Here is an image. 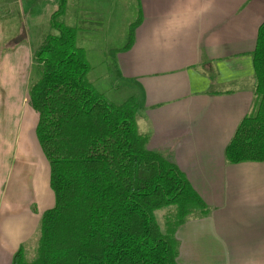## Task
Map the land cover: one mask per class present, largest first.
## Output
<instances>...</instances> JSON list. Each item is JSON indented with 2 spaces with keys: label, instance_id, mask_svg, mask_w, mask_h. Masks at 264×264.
Masks as SVG:
<instances>
[{
  "label": "crops",
  "instance_id": "obj_1",
  "mask_svg": "<svg viewBox=\"0 0 264 264\" xmlns=\"http://www.w3.org/2000/svg\"><path fill=\"white\" fill-rule=\"evenodd\" d=\"M138 2L139 21L124 49L107 47L119 0H67L61 21L77 29L90 59L98 39L93 12L102 13V73L92 81L112 102L120 98V82L127 84L122 100L138 98L148 150L178 166L210 208L179 226L176 264H264V162L230 163L225 156L252 109L264 0ZM59 3L0 0V264L25 250L56 203L49 162L34 144L37 114L28 88L32 36L48 26ZM24 31L26 40L1 52Z\"/></svg>",
  "mask_w": 264,
  "mask_h": 264
},
{
  "label": "trees",
  "instance_id": "obj_2",
  "mask_svg": "<svg viewBox=\"0 0 264 264\" xmlns=\"http://www.w3.org/2000/svg\"><path fill=\"white\" fill-rule=\"evenodd\" d=\"M66 5L60 0L34 48L28 88L56 203L43 214L34 257L20 248L12 264H176L178 227L208 215V205L178 166L148 150L138 98L115 103L97 89L77 29L61 21ZM26 39L24 31L1 52ZM253 64L255 97L226 147L230 163L264 162V22ZM162 208H171L164 229L155 217Z\"/></svg>",
  "mask_w": 264,
  "mask_h": 264
},
{
  "label": "rangeland",
  "instance_id": "obj_3",
  "mask_svg": "<svg viewBox=\"0 0 264 264\" xmlns=\"http://www.w3.org/2000/svg\"><path fill=\"white\" fill-rule=\"evenodd\" d=\"M7 1L13 2L14 0H6V2ZM112 13L113 12H112L111 6L105 7L104 12H103L104 19L106 20L107 16L112 15ZM93 14L96 16V17H94L95 23H93V26H94L93 35L97 36L98 39L94 40V42L92 44V48H90V57H91L90 61H91V63H93L94 65L97 66L95 68L96 70L93 73H91V79L93 81H95L94 79L96 77H99L102 73V69H101V67H99V62H100V60H99V55H100L99 46L102 48V44L99 45L100 38L98 36V33L100 31H103V30L101 29L102 28L101 22L98 21L99 15L102 13L94 10ZM138 21H139V2H138V0H119V6L117 8V13H116V21L114 23L113 32L107 38V41H108L107 47L109 49H116V50L124 49L125 47H127L129 45L131 39H132L133 28L136 26V23ZM48 32H51V29L46 27L43 29H39L34 33V35L32 36L34 48H36L37 46L40 45V43L42 42V40L44 39L45 35ZM82 44L83 43L81 42V40H79V45L81 47L85 46L86 42L84 43V45H82ZM114 76H115L114 71H113V69H111L109 71V77L113 78ZM127 88L128 87H127V84H125V82H120V84H119V97L120 98H118L119 100H114L116 103H122L126 99H128V98H126L125 100H122V96L124 95V91L127 90ZM34 144H39L36 134H35ZM39 146H40V144H39ZM40 150H42L41 146H40ZM208 208H209V206H208ZM170 209L171 208H162V209L156 210V212H155V217H156V219H157V221L160 224L162 229H164L165 216ZM209 213H210V208H209ZM203 217H205V216H203ZM40 235H41V224H40V227H39V230H38L36 236L32 240H30V242H28V244H26V246H25V253L29 259H32L36 253V250H37L38 244H39Z\"/></svg>",
  "mask_w": 264,
  "mask_h": 264
}]
</instances>
